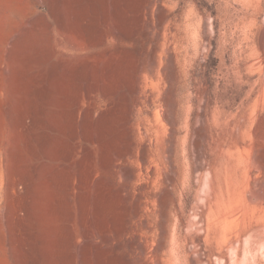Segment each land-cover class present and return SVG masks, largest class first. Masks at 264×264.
Returning <instances> with one entry per match:
<instances>
[{
	"label": "rangeland",
	"instance_id": "374dc122",
	"mask_svg": "<svg viewBox=\"0 0 264 264\" xmlns=\"http://www.w3.org/2000/svg\"><path fill=\"white\" fill-rule=\"evenodd\" d=\"M0 264H264V0H0Z\"/></svg>",
	"mask_w": 264,
	"mask_h": 264
}]
</instances>
